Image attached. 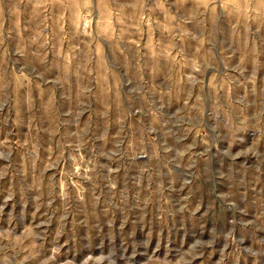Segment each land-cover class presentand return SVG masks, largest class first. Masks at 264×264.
<instances>
[{
  "label": "rangeland",
  "instance_id": "rangeland-1",
  "mask_svg": "<svg viewBox=\"0 0 264 264\" xmlns=\"http://www.w3.org/2000/svg\"><path fill=\"white\" fill-rule=\"evenodd\" d=\"M0 264H264V0H0Z\"/></svg>",
  "mask_w": 264,
  "mask_h": 264
}]
</instances>
